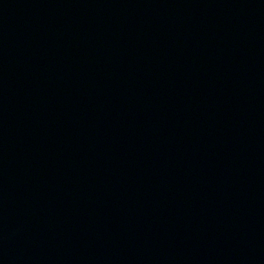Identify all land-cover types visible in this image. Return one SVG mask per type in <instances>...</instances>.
Segmentation results:
<instances>
[{
	"label": "water",
	"instance_id": "obj_1",
	"mask_svg": "<svg viewBox=\"0 0 264 264\" xmlns=\"http://www.w3.org/2000/svg\"><path fill=\"white\" fill-rule=\"evenodd\" d=\"M0 264H264V0H0Z\"/></svg>",
	"mask_w": 264,
	"mask_h": 264
}]
</instances>
